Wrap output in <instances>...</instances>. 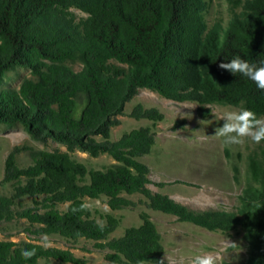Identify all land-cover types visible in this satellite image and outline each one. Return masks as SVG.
Segmentation results:
<instances>
[{
	"label": "trees",
	"instance_id": "16d2710c",
	"mask_svg": "<svg viewBox=\"0 0 264 264\" xmlns=\"http://www.w3.org/2000/svg\"><path fill=\"white\" fill-rule=\"evenodd\" d=\"M242 1L224 30L215 25L206 31L204 0H0V123H20L33 139L66 147L36 151L24 168L17 166L15 151L7 155L2 182L11 183L12 193L0 194V221L22 219L34 237L91 240L112 264H164L161 236L147 213L140 214V225L109 238L119 220L107 214L98 223L83 201L104 196L111 210H120L134 205L122 194L138 193L149 209L208 231L241 227L250 250L245 264H264V149L248 160L253 184L238 196L236 211L226 212L192 210L148 188L149 168L137 158L154 145L151 127L110 140L116 116L139 88L178 102L241 105L264 117V91L218 67L237 56L264 63V0ZM72 9L86 17L77 19ZM68 61L81 68L73 70ZM16 68L28 69L31 77L17 89L4 86L5 75ZM130 117L157 122L163 114L136 104ZM74 150L92 157L106 153L115 163L87 170L69 156ZM25 197L31 206H21ZM61 203L68 204L64 211L56 207ZM22 249L36 255L25 260ZM39 260L88 264L69 249L0 240V264Z\"/></svg>",
	"mask_w": 264,
	"mask_h": 264
},
{
	"label": "rangeland",
	"instance_id": "374dc122",
	"mask_svg": "<svg viewBox=\"0 0 264 264\" xmlns=\"http://www.w3.org/2000/svg\"><path fill=\"white\" fill-rule=\"evenodd\" d=\"M204 2L203 18L208 31L215 25L224 30L233 16L241 11L243 1ZM72 12L77 19L86 17V14L77 9H72ZM66 64L75 71L81 68L78 62L68 61ZM30 77L28 69L16 68L7 72L3 85L17 89L24 78ZM136 104L145 108H157L163 114V119L153 122L130 117V112ZM216 108L239 110L242 106L178 102L163 98L150 89L139 88L135 96L125 104L122 114L116 116L119 122L111 128L110 140L115 141L123 133L138 127H151L155 133L154 145L148 154L137 158L149 168L148 177L152 183L147 185L148 188L165 194L192 210L236 211L239 206L238 196L247 185L253 184L249 178L248 160L250 157H260L264 141L259 145L248 141L240 146H226L222 138L211 137L215 135V129L223 125V121H220L215 112ZM96 139L101 140L100 137ZM56 150L66 152V147L52 140L33 139L20 123H0V194L10 196L12 193L11 183L2 182L4 161L11 151H15L17 166L24 168L31 164L32 153ZM68 154L82 163L87 170H102L115 163L106 153L92 157L85 152L74 150ZM157 183L163 185L160 187ZM122 195L132 200L134 205L111 210L104 196L98 199L83 197L92 217L98 223L104 224L107 214L119 220L109 238L119 237L126 228L140 225V214L144 212L149 215L160 233L164 264H192L196 256L208 253L216 256L217 264L247 262L250 250L241 227L237 226L225 232L208 231L192 223L178 221L172 215L149 209L141 194ZM20 203L22 207L32 205L29 197L23 198ZM67 205L61 203L56 207L64 211ZM26 225L22 219L0 221V240L33 241L41 244V236L34 237L24 231ZM48 238L51 242L49 247L69 249L76 256L84 257L88 264H112L104 260L103 251L93 248L91 240L79 238L73 241L58 235H49ZM226 240L236 246H228ZM38 264L70 263L39 260Z\"/></svg>",
	"mask_w": 264,
	"mask_h": 264
},
{
	"label": "clouds",
	"instance_id": "9594fccd",
	"mask_svg": "<svg viewBox=\"0 0 264 264\" xmlns=\"http://www.w3.org/2000/svg\"><path fill=\"white\" fill-rule=\"evenodd\" d=\"M219 69L229 72L232 75L240 74L252 81L257 89L264 91V63L259 66L250 63L239 56L232 58L229 62H221ZM223 125L215 129V135L211 137L222 138L226 146H240L250 141L252 144L259 145L264 141V117L258 118L256 113L241 108L239 110H223L216 108ZM202 122V121H201ZM257 209L262 206L257 204ZM41 245L45 248L51 246L47 234L41 235ZM228 246L235 247V243L225 241ZM20 255L25 260H30L36 252L34 249H22ZM138 264H153L150 260L140 259ZM192 264H217L216 256L212 253L196 256Z\"/></svg>",
	"mask_w": 264,
	"mask_h": 264
}]
</instances>
